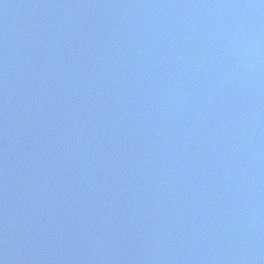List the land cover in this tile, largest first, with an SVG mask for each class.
I'll use <instances>...</instances> for the list:
<instances>
[{
  "label": "water",
  "instance_id": "95a60500",
  "mask_svg": "<svg viewBox=\"0 0 264 264\" xmlns=\"http://www.w3.org/2000/svg\"><path fill=\"white\" fill-rule=\"evenodd\" d=\"M0 264H264V0H0Z\"/></svg>",
  "mask_w": 264,
  "mask_h": 264
}]
</instances>
